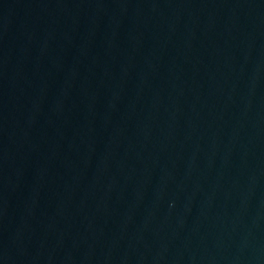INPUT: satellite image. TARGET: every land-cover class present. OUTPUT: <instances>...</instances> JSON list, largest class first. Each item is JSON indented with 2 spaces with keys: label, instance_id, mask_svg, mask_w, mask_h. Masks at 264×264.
I'll return each mask as SVG.
<instances>
[{
  "label": "water",
  "instance_id": "obj_1",
  "mask_svg": "<svg viewBox=\"0 0 264 264\" xmlns=\"http://www.w3.org/2000/svg\"><path fill=\"white\" fill-rule=\"evenodd\" d=\"M0 264H264V0H0Z\"/></svg>",
  "mask_w": 264,
  "mask_h": 264
}]
</instances>
